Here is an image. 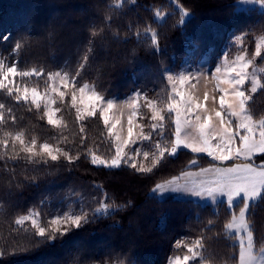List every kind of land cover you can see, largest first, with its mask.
Listing matches in <instances>:
<instances>
[{
	"label": "trees",
	"instance_id": "trees-1",
	"mask_svg": "<svg viewBox=\"0 0 264 264\" xmlns=\"http://www.w3.org/2000/svg\"><path fill=\"white\" fill-rule=\"evenodd\" d=\"M178 3L189 12L183 24L179 8L170 0H0V60L9 65L18 60L20 70L40 72L16 77L18 87L46 89L49 73L68 72L81 86L91 85L105 98H125L141 91L165 107L169 94L161 77L165 68L178 69L190 57L198 60L209 51H219L234 35L242 37L241 51L252 58L256 39L264 36V11L237 10L238 0ZM157 9L168 15L159 20ZM17 42L23 46L12 56ZM256 66L262 68L259 78L264 82V51ZM252 97L250 111L257 119L264 117V91ZM68 100L57 104L61 123L50 125L42 105L38 109L31 99L17 101L0 89L4 105L0 139H8L6 147L0 144V264H167L172 257L189 254L184 247L176 248L177 241L197 239L203 259L196 264H238L239 245L235 238H227L224 225L242 204L231 210L225 204L214 209L192 200L152 195L157 183L190 170L192 160L206 167L209 157L185 149L162 160L150 173L126 165L115 169L92 165L90 152L110 158L114 142L98 113L78 121ZM141 111L143 128L149 132L154 123L150 111L144 107ZM170 125L167 121L163 130L150 131V151L157 142L171 139L174 125ZM17 133L27 144L35 138L37 151L40 144L48 143L76 159L70 163L60 157L44 163L35 157L39 162L34 163L20 150L19 141L13 145L11 137ZM105 196L119 210L113 213L110 208L53 243L37 245L30 222L16 223L33 213L49 228L55 217L99 208ZM247 220L254 248L260 250L264 201L251 206Z\"/></svg>",
	"mask_w": 264,
	"mask_h": 264
},
{
	"label": "snow or ice",
	"instance_id": "snow-or-ice-1",
	"mask_svg": "<svg viewBox=\"0 0 264 264\" xmlns=\"http://www.w3.org/2000/svg\"><path fill=\"white\" fill-rule=\"evenodd\" d=\"M175 3L180 11V24L185 22L184 18L189 16V12L181 7L178 0H170ZM240 6L250 4L258 5L264 9V0H238ZM237 10H244L239 8ZM168 13L159 9L155 12V17L163 19ZM149 31L146 29V32ZM8 36H4L5 41ZM151 40L157 43L155 29L151 30ZM236 42H241L242 37L235 36ZM26 43V41H25ZM22 43L17 42L11 52L16 56ZM262 46L256 45L255 56H261ZM16 60L10 65L0 61V89L15 95L17 101L29 99V89L25 87L21 93L18 85L14 83L16 77H30L33 74L39 76L40 72L22 71L18 67ZM251 60H246L244 55L237 56L236 61L227 62L223 66H217L215 71L211 69H197L196 71L184 70L179 75L174 74L170 69L165 68L161 73L162 79H166L171 87L165 107H159L157 102L149 99L146 93L135 92L128 97L126 106L129 114L127 116L126 135L123 128L117 131V126L121 124L119 115L113 114L110 118L109 112L113 110L114 100L106 99L89 85H80L76 76L68 72H53L48 74L50 93H54L63 101L66 95L61 88L68 89L72 95V107L76 109V119L84 121L88 117L97 115L103 120L107 132L114 138V155L110 158H101L96 154H91V164L109 169L119 168L127 165L139 173H150L167 157H175L182 150H190L193 154H205L211 160L207 167H199L196 160L189 163V169L182 170L179 175H173L170 179L157 183L152 190L154 194L161 196L167 193H177L190 197L204 198L214 204L227 203L229 209L239 207L238 214H233L231 219L224 225L225 235L228 239L235 238L239 241L238 264H264V247L259 251L254 248L253 233L246 220L249 208L258 201H264V117L255 118L249 109V102L252 94L264 91V82L258 78L255 72L249 73L248 67ZM83 68V65H81ZM206 73H211L209 77ZM79 76V72H77ZM12 78L11 80L9 78ZM205 79L209 83H214L211 93L205 91L203 97L195 91H185L184 87L193 79ZM57 81L60 83L57 84ZM246 81L250 83V88ZM179 85V86H178ZM77 93H79L80 107L77 105ZM31 103L40 108V101H43V117L47 118L50 125H59L60 120L54 119L59 108L51 109L53 97L46 93L43 97L35 88L31 90ZM143 98L144 104L139 101ZM87 101V102H86ZM211 101L209 104L208 102ZM218 105V106H217ZM147 106L152 112L154 123L151 127L154 130H163L167 121H171L174 130L171 139L164 144L157 142L155 150L151 153L145 151L141 153L139 148L133 149L131 145L137 140H149V136L139 133L133 138L134 118L138 115L139 109ZM4 105L0 104V109ZM122 112V107L120 109ZM2 119V116H0ZM83 131V128L81 129ZM8 135V134H6ZM13 145L19 141L21 151L28 154V159L34 163L39 162L33 158L39 157L44 163L48 160L57 161L60 157L67 159L70 163L76 159L59 147L54 148L48 143L40 144L39 150L35 138L31 144H27L21 133L11 137ZM0 144L5 147L8 139H0ZM171 145L170 150L168 145ZM132 151L136 156L143 155L145 159H151V165L145 166L141 161L130 156ZM15 159V156L12 157ZM108 197L105 196L100 202V207L96 209H81L80 214L65 215L63 218L56 217L51 220V226L45 228L40 226L35 219L32 224L35 228L33 236L36 244L53 243L58 238H63L73 229H79L83 225L92 222L93 218L100 214H107L111 208L113 213L119 210L120 206L109 205ZM29 217H21L16 221L22 224ZM211 224V221H209ZM184 247L187 253L181 256L170 258L168 264H196L197 259H203V247L201 240L197 239L191 243L177 241L176 248Z\"/></svg>",
	"mask_w": 264,
	"mask_h": 264
},
{
	"label": "rangeland",
	"instance_id": "rangeland-1",
	"mask_svg": "<svg viewBox=\"0 0 264 264\" xmlns=\"http://www.w3.org/2000/svg\"><path fill=\"white\" fill-rule=\"evenodd\" d=\"M238 8H243L244 10L256 8L258 10L264 11V9H261L258 5H255V4H250V5H246V6H240L238 4ZM159 20H161V19H159ZM235 36L236 35L232 36L230 42L226 46L222 47L219 51H217V50L212 51V52L209 51L207 54L202 55L200 57V59H198V60L194 59L193 57H190L188 60L186 59L183 62V64L178 69H171L170 67L167 68V69H170L176 75H179L181 72H183L186 69L187 70H190V71H196L197 69H205V70L211 69V71L214 72L215 71V68L217 66H223L225 64V61L231 63V62L236 61L237 56L244 55V57H245L246 60H251L252 61V64L248 67L247 71L249 73H251V72L254 71L255 74L257 75V77L259 78L260 75H261V72H262V68L256 66V60L259 58V56H255V54H254V56L252 58L248 57L246 55L245 51H241L243 49V47H242L243 45H242L241 42H236ZM0 37H2V35H0ZM258 43H260L261 46H262V49H264V36H261L258 39H256V45ZM231 44H234L233 47L236 48V52H234V53L232 52L233 50L230 47ZM255 52H256V50H255ZM206 74L209 77L211 76V73H206ZM9 79L11 80L12 78L10 77ZM165 82H166V84L168 86V89H169V92H170L171 91V87H170V85H169V83H168V81L166 79H165ZM14 83L16 85H18L19 82L14 80ZM51 83L52 82L50 81V84ZM59 83L60 82L57 81V84H59ZM246 84L250 88V86H251L250 83H248L246 81ZM25 87H27L29 89V99H31L30 93H31V90L33 88L32 87L25 86L23 84L21 86H19V88L21 89V91H23V89ZM89 87L90 88H93L91 85H89ZM213 88H214V83H209L207 80L201 78L199 80L193 79L192 81H190L184 87V90L185 91H195L202 98L203 97V93L205 91H208L209 93H211L213 91ZM36 90L40 94L41 97H43L46 93L50 94L53 97L54 102L51 103V109L52 110H55L56 108H58L57 107L58 101L59 102H64L65 101V98H67V97L69 98V100H68L69 103L71 102L70 104L72 105V95H71V92L68 89H65V88H61L60 89L61 91H65L66 92V95L64 96L63 101H61L60 98L58 96H56L54 93H50L49 87L46 88V89H36ZM134 94H135V92L131 93L130 95H128L125 98H106V99H113L114 100V107H113V110L111 112H109V116H110V118H111V116L113 114L120 116V118H121V124L117 126V131H120L121 128H123V134L124 135H126L127 116L129 114V111H130L128 109V107L126 106V103L125 102L127 101L128 97H131ZM77 96H78L77 105L80 106V107H83V105H80V102H79V93H77ZM148 98L154 100L155 102H157V100H155L154 98H150V97H148ZM139 103L141 105L144 104L143 98H141V100L139 101ZM208 103L210 104L211 101H209ZM40 105H42L44 107V104H43V101L42 100L40 101ZM121 107H122V112L120 111ZM142 107H144L145 109H147V110L150 111V109L147 106H142ZM142 107H140L139 112H138V115L134 118V124L140 125V127H134V129H133V133H134L133 138L134 139H135L136 135L139 134V133H142L144 135H147V136H149V138H151V132L150 131H152V132L153 131L154 132L157 131V130H154L153 128H151V130L149 132H146L144 130L143 125H142V121H141V116H142L141 108ZM150 116L152 117V112L151 111H150ZM54 119H58L59 120L58 112L55 114ZM150 119L152 120V118H150ZM108 135H109V133H108ZM111 138H112L113 142H115L114 141V138L113 137H111ZM147 142H148V140H146V141L145 140H137L135 144L131 145V147L133 149L139 148L141 150V153L142 152H145V151L151 153L155 149H151V151H150L151 146H148L147 145ZM168 147H169V150H170L171 145H168ZM129 155L130 156H135V159L138 160V161L143 162L145 164V166H150L151 165V159L150 158L149 159H145L142 154L139 155V156H136L134 152L130 151L129 152ZM203 155H205V154H203ZM190 170H197V169H190ZM152 195H154L158 199H165V198H168V197H172V198H176V199H190L192 201H195V202L200 203L201 205L211 206L214 209H216L219 205H222V204H214V203H212V202H210V201H208V200H206L204 198L190 197V196H187V195H182V194H177V193H167V194L161 196L160 194H154L153 191H152ZM223 204H225L227 206V203L226 202L223 203ZM227 208H228V206H227ZM229 210H231V209H229ZM250 210H251V207L249 208L248 213L246 215V220H247V216H248ZM64 216L65 215L58 216V217L63 218ZM27 217H29V219L26 220V221H29L32 226H33L32 219H35L37 221V223L40 224V226H43L40 223L39 218L37 216H35V214L30 213ZM247 222H248V220H247ZM248 224H249V222H248ZM250 230H251V227H250ZM235 242L239 245V241L238 240L235 239ZM253 242H254V239H253ZM257 251H259V250H257ZM182 257L183 256H181V258ZM172 258H174V257H172ZM114 264H118V263H114ZM167 264H168V262H167ZM200 264H208V263L205 262V261H201Z\"/></svg>",
	"mask_w": 264,
	"mask_h": 264
},
{
	"label": "crops",
	"instance_id": "crops-1",
	"mask_svg": "<svg viewBox=\"0 0 264 264\" xmlns=\"http://www.w3.org/2000/svg\"><path fill=\"white\" fill-rule=\"evenodd\" d=\"M185 200H190V199H185Z\"/></svg>",
	"mask_w": 264,
	"mask_h": 264
}]
</instances>
